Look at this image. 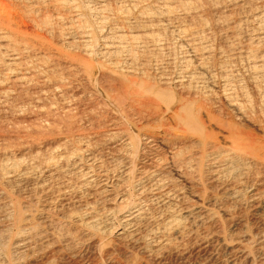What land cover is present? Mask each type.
Segmentation results:
<instances>
[{"label": "bare ground", "instance_id": "bare-ground-1", "mask_svg": "<svg viewBox=\"0 0 264 264\" xmlns=\"http://www.w3.org/2000/svg\"><path fill=\"white\" fill-rule=\"evenodd\" d=\"M233 61L264 89V0H0V106L64 97L70 76L116 117L108 133L74 116L60 138L0 144V264L132 261L133 246L150 262L264 264V124ZM212 88L261 135L215 118Z\"/></svg>", "mask_w": 264, "mask_h": 264}, {"label": "rangeland", "instance_id": "rangeland-1", "mask_svg": "<svg viewBox=\"0 0 264 264\" xmlns=\"http://www.w3.org/2000/svg\"><path fill=\"white\" fill-rule=\"evenodd\" d=\"M127 2H130V0L129 1L127 0ZM128 4L129 3H126V5H128ZM225 11L226 10H224V13H226L228 15L231 14V11H229V12L228 11L225 12ZM215 16L216 15L213 12H210L208 18L213 20L216 18ZM103 27H102V31H101V28L99 30L101 32H103L102 33L103 35H105L110 31V29H109L108 25H105ZM212 32L211 33L214 34V36H213L214 38H213V40H211L213 52L216 53V52H220L221 50L226 51L227 41L225 42V40L223 39L225 37L224 32L217 30L215 28H214V31L212 30ZM177 48H175V53H176L175 55H176V58L177 57L179 58L180 57L179 56L180 50H179L178 46H177ZM214 49H215V51H214ZM181 51L187 52L186 48H185V50L182 49ZM213 57H214L212 60L213 63L212 62L211 63L213 65H216V67H217L218 65H220L219 64L220 61L217 57H215V56H213ZM229 64L231 66H229ZM229 64L224 65L227 68L225 70L226 71L232 70L233 76H236L234 78V82H236L234 85L239 87L240 88L239 91L240 92L243 91L242 93L245 94V95H243V100H240V99H242V97H239L237 100L244 102V104L247 103L248 104L247 108H248V110H250L249 113L251 114L250 116H252L254 118V120H257L259 122L262 120L260 123L258 122L260 125L262 123L264 124V122H263L264 117H262L264 114L263 113L261 114V112H264V111L262 110V108L260 107V104H259L260 99L262 97V96H260L262 94L261 91L263 92L264 89H262V88H261L262 90L256 89L250 85L249 80L245 76L242 75V72L240 73L241 68L243 66V65H240L241 64L240 62H238V61L234 62L233 61L232 64H231V62H229ZM228 68H230V69H228ZM212 75H213V77L216 75L214 77L215 82H217L220 79L219 77L222 76L221 74H217L216 72H213ZM70 78H71L70 76H66L65 80H64V83H65L66 87L68 88L67 89L65 87L66 89L64 90L65 91L64 97H63V95L61 97H58V98L56 96L54 97V95H52V93L49 92L48 88L47 89L46 88L41 89L42 87H40L38 90L37 89L36 90L33 89L34 91L32 89H31L32 91L29 90L27 92V94L30 96L29 98L27 97V94L21 95L20 97H22V98H18L19 97L18 96L17 99L14 98V100H16L15 102H11V103L9 102L8 107H7V105H5V106L1 105L4 108L0 106V144L2 146H5L8 143H14V142L17 143L19 140L20 143L18 142L17 145L21 144L19 146H22V144H23L22 147H25V146H28L29 144L36 143V142L32 143V141L35 139H38V138L40 139L41 137L42 138L45 137V140L60 138L61 136H63L62 134L66 133V131H67V130H65L66 126L64 125L65 124L64 120L69 121L70 118H71L70 123L73 122L75 119V121L77 122V123H75L76 124L75 127L83 129V130H90L91 128H95V129L98 128L97 131L100 133L111 132L113 130L111 128H114V130H115L116 117L114 116V114H110L112 111L108 110L105 107L103 108V106H101V104H100L99 99L102 100V98H100L102 96V93L99 90H97L98 91L97 94L95 93L96 95L93 96L94 92L91 93L92 91L88 90L87 82L85 83V81L81 80L80 78H76L74 81H73V78H71V79ZM96 78H97V81L98 80L100 81L99 83L102 82L101 79L99 78V76H97ZM63 79H64V77H63ZM105 80H108V79H103V81H105ZM69 83H71V84L69 85ZM257 84H259L258 85L259 88L262 86L264 88V85H262V84H264V82H261V80H259L257 82ZM86 89L88 90V92ZM40 90H46L44 92H47L45 94L47 95L48 98H46V100H42L37 105L28 103L27 100L29 101L31 98L38 96L37 94H39L38 92ZM211 90L214 91V94L212 95L214 97L211 96L209 99H212V100L215 99L216 100V101L211 100L212 101L211 104L214 103V105L213 106L210 105L211 106V113L213 114V116L215 118H218V119H221L224 121H228V122L229 121L235 122L238 125H240L241 122L239 123L238 121H236L234 119V112L225 105L223 100H221L222 97H220L219 93L217 95V92H219V90L217 88H212ZM255 92H257V94ZM98 93H100V94H98ZM201 94L202 93H200L199 96L202 97L203 99L200 97L199 98L204 100V95L201 96ZM96 97H97L98 101L96 100ZM70 100H73V101H70ZM20 101L22 102V104H19ZM16 102L18 103V105L17 104L15 105ZM218 102H219V104H218ZM209 103H210V101L208 102V104ZM216 103H217V105H215ZM247 104H245L244 106L246 107ZM23 105H24V107H23ZM95 109H97V110H95ZM258 109H260V110H258ZM67 110L69 113L67 112ZM65 114H66V116H65ZM255 114H256V116H255ZM53 115H54V117L55 116L56 117L54 118ZM68 116H69V118H68ZM74 116L76 118H74ZM60 117H61V119H60ZM64 118H68V119H64ZM259 119H261V120H259ZM94 120H95V122H94ZM63 122H64V124H63ZM87 122H89V123H87ZM90 123H92V124H90ZM106 125H107V127H106ZM241 125L245 126V128L252 131V133H254L256 135L257 134L261 135L260 132L257 131L255 127H251L250 125L245 124V123L244 124L241 123ZM63 126L65 129L63 128ZM32 134H34V135H32ZM29 135L31 137L35 136V137H32L33 140L31 139V137H29ZM16 137H18V138H16ZM19 137H21V138H19ZM23 137H25V138H23ZM27 139H29V140H27ZM1 141L3 143H1ZM25 143H27V145ZM24 144H25V146H24ZM51 146H55V145H51ZM112 239H113V237L111 235L108 236L107 244H109V247L113 246ZM133 247L130 249V252L133 255L132 258L135 259V264H162V263L165 264L166 262H168L166 264H177V262H175L177 260L175 259V261H174V258H170V257H168V258H170L169 260L167 258H165L166 260L164 259V261H166V262H164L163 260H161L160 262L159 261L158 262L147 261V259L144 258V256L142 257V255H139V254H141L139 248L137 246H135L136 248H133ZM138 250H139V252H138ZM134 259L133 260L131 259L132 261H130L129 259H125L122 255L116 256V257L112 258L111 260L107 259V258H99V257L96 258L95 257L92 260L91 259H89V260L84 259L85 261L83 260L80 264H134L133 263ZM48 262H49L48 264H74V263L68 261L67 259H65L64 256L59 255V254L51 255L48 259Z\"/></svg>", "mask_w": 264, "mask_h": 264}]
</instances>
